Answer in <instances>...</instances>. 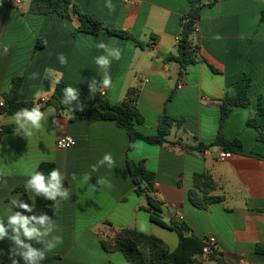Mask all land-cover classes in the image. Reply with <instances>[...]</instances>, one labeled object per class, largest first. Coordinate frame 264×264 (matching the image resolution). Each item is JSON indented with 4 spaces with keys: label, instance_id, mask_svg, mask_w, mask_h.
I'll return each mask as SVG.
<instances>
[{
    "label": "crops",
    "instance_id": "obj_1",
    "mask_svg": "<svg viewBox=\"0 0 264 264\" xmlns=\"http://www.w3.org/2000/svg\"><path fill=\"white\" fill-rule=\"evenodd\" d=\"M20 1L13 6L0 3V100H5L15 78H22L19 101L39 103L34 99L37 91L49 100L54 92L50 90L57 83L46 69L62 73V81L93 98L89 82L95 78L99 84L105 71L95 62L106 54L96 46L103 42L121 52L119 60L110 58L107 69L112 86L101 89L110 101L119 103L129 88L139 87L138 109L145 118V124L138 127L141 133L155 135L158 119L165 113L182 119L185 128L184 134L173 131L169 145L137 141L128 151L129 135L115 122L71 120L42 104L41 111L52 112L32 137L15 132L4 135L0 139V219L6 222L10 200L18 197L29 204L35 202L34 212L26 215L45 213L46 199L25 187L28 173L41 164H54L68 183L70 197L56 202L51 218L56 225L52 235L61 236L63 242L46 252L40 264H130L120 253L104 251L99 234L105 223L138 230L141 213L149 224L142 233L162 239L171 251L176 249L178 235L150 220L145 196L135 191L128 160L145 162L155 174L156 192L150 196L164 203L165 221L183 220L200 240L215 236L216 253L227 264H264V255L256 253L257 245L264 243V161L240 154L221 160L220 147L203 155L185 150V146L216 139L221 101L233 83L246 75L252 79L249 95L253 105L233 109L224 126V137L240 140L246 153H264L257 131L247 126L256 115L259 99L264 106V0H207L192 36L199 58L185 71L167 60L177 55L181 20L191 9L188 0H111L115 6L111 12L104 6L106 0H75L83 13L108 28L128 32L140 44L103 32H79L77 16L66 19L57 14H31L30 0ZM217 35L221 39H215ZM60 54L67 59L64 65L58 59ZM12 117L0 116V129L15 125ZM63 136L73 137L77 145L59 150L56 142ZM177 139L183 146L175 144ZM105 153H111L115 160L111 169L98 165ZM93 165L98 166L96 171ZM201 173L213 177L218 184L213 194L223 199L206 210L195 207L188 198L194 175ZM86 174L90 177L87 181ZM100 178L111 187L98 185ZM12 247L7 238L0 241V264H12ZM14 258L25 264L20 256ZM212 263L217 264L207 262Z\"/></svg>",
    "mask_w": 264,
    "mask_h": 264
},
{
    "label": "trees",
    "instance_id": "obj_2",
    "mask_svg": "<svg viewBox=\"0 0 264 264\" xmlns=\"http://www.w3.org/2000/svg\"><path fill=\"white\" fill-rule=\"evenodd\" d=\"M191 6L190 12L181 20V32L177 45V55L171 56L167 61L176 62L185 71L188 66L193 65L199 58V47L193 43L192 36L196 30L197 21L200 18L202 7L207 4V0H188ZM0 3L13 6L15 0H0ZM29 13L39 15L57 14L63 18L70 19L77 16L80 27L79 32L93 35L106 33L110 36L118 37L122 40H133L140 44L131 34L122 30L108 28L103 22L83 13L75 0H30ZM22 78H15L12 81L10 92L4 95V105L0 107V116L14 115L22 108L33 107L34 102H21L18 100V92ZM252 79L244 75L225 93L221 101V122L218 135L211 143H199L195 147L185 146L189 153L204 154L214 147H220L222 151L232 154L248 155L264 161V153H246L240 140L229 141L224 137V126L235 107L249 108L253 105L249 95ZM69 86L60 80L56 84L54 92L46 106L54 107L59 115L65 114L71 120L81 119L87 122L113 121L124 129L130 138L128 151H131L137 141H143L153 146H164L172 143L173 131L185 133L184 121L175 119L167 115H162L157 122V133L149 136L138 130L139 126L145 124V118L138 109L140 88L132 87L126 92L125 98L119 103H112L109 95L104 91H97L93 98H89L84 92L78 91L79 100L73 101V105H65L61 101L64 98V89ZM41 104V103H40ZM79 104L83 108L80 111L75 105ZM74 110L72 111V108ZM247 126L257 131V139L264 143V106L259 99L256 106V115L247 121ZM16 125L4 126L0 129V139L7 134L14 133ZM176 145L183 146V141L177 139ZM129 172L135 191L138 195L145 196L147 206L145 210L150 215V220L178 235L179 243L175 250L171 251L168 245L154 235L144 234L133 228H116L111 223L103 224L110 231V234H99L101 246L106 252H116L130 264H207L208 261H215L217 264H227L225 260L218 257L213 249L208 255L203 253L204 243L202 240L191 234V229L183 221L172 219L165 221L163 217L164 203L154 200L150 194L156 192L155 174L148 170L145 162L134 163L127 161ZM55 165L43 163L38 171L47 175ZM68 183L64 180V187ZM218 184L209 173L195 174L193 177V189L189 191V201L197 208L206 210L210 205L220 202L223 199L215 196ZM56 202L46 200L45 213L52 218L55 213ZM256 253L264 255V243L256 247Z\"/></svg>",
    "mask_w": 264,
    "mask_h": 264
},
{
    "label": "clouds",
    "instance_id": "obj_3",
    "mask_svg": "<svg viewBox=\"0 0 264 264\" xmlns=\"http://www.w3.org/2000/svg\"><path fill=\"white\" fill-rule=\"evenodd\" d=\"M105 7L109 11H114L115 6L112 4L111 0H106ZM215 39H221L219 35L214 37ZM99 49L104 50L105 55L98 56L95 59L96 64L104 69L102 76V81L97 82L95 78H92L89 82V91L91 94H95L97 91L102 94L104 91L101 89H108L112 86L111 77L107 71L111 64V59L119 60L121 57V52L118 48H112L109 45L100 42L96 45ZM8 52V46H4V53ZM111 58V59H110ZM58 59L62 65L67 63V59L63 54L58 56ZM50 75L54 76V83H59L63 77L62 73H56L55 70L46 69ZM33 79L36 78V74H33ZM50 91H54L51 89ZM46 97L40 91L34 94L35 100L45 99ZM79 95L77 89L67 86L64 89V98L61 101L65 105H73V101H78ZM3 106V101L0 100V107ZM80 111L83 108L79 104L75 105ZM43 105L40 103H34L33 107L22 108L14 113L11 118L15 125V134H23L26 138H30L34 134V130H39L42 127V121H44L47 116L52 112L51 109L47 111H41ZM74 107L72 108V111ZM247 113H245L246 115ZM56 123V121H53ZM70 144L74 143L71 138H68ZM63 145V141L61 142ZM98 165H107L108 168H113L115 165V160L111 153H105L102 159L98 162ZM93 171L98 169L97 165L92 166ZM29 178L25 182V187L27 190L35 193L36 196H43L46 200L59 202L60 200H68L70 197L69 190L64 187L65 176L59 168H53L47 175L38 170H32L28 173ZM72 179H76V175H72ZM84 179L87 181L90 177L86 174ZM5 185L7 181H4ZM111 187V185L103 178L98 179V185H106ZM92 191L96 190L95 186L89 187ZM14 208H19L23 211H13ZM35 208V202L32 204L20 200V198H12L10 200V207L8 208L9 215H7L6 222L4 219H0V241L4 239L10 240L14 247L10 249V259H12V264H19L14 257L20 256L25 264H40L46 257V252L52 251L58 244L63 242L61 236H53L52 233L56 229L55 221L51 219L46 213L40 215L32 214L26 215L25 213H33ZM138 231L145 232L149 228L147 216L143 213L140 214V219L137 225ZM51 236V239L48 238ZM43 244L44 248H37L33 246V243Z\"/></svg>",
    "mask_w": 264,
    "mask_h": 264
},
{
    "label": "built area",
    "instance_id": "obj_4",
    "mask_svg": "<svg viewBox=\"0 0 264 264\" xmlns=\"http://www.w3.org/2000/svg\"><path fill=\"white\" fill-rule=\"evenodd\" d=\"M214 1H220V0H214ZM15 2L17 3H21L20 0H15ZM3 101V105H4V100ZM48 102L47 99H41L39 101V103L41 104H46ZM68 138H71V141H74V143H71L69 142V139ZM63 141V145L64 146H61V142ZM77 145V141L71 137V136H63V137H60L58 138L57 142H56V147L59 149V150H67V149H70V148H73ZM232 153H229V152H226V151H221L220 154H219V158L221 160H226V159H229L231 157ZM203 243H204V246H203V253L205 255H208L212 252L213 249L216 248V246L218 245V240L215 236H207L205 237L203 240Z\"/></svg>",
    "mask_w": 264,
    "mask_h": 264
},
{
    "label": "rangeland",
    "instance_id": "obj_5",
    "mask_svg": "<svg viewBox=\"0 0 264 264\" xmlns=\"http://www.w3.org/2000/svg\"><path fill=\"white\" fill-rule=\"evenodd\" d=\"M102 234H103V235H108V234H110L109 229H108L107 227H104V228L102 229ZM212 264H215V263H212Z\"/></svg>",
    "mask_w": 264,
    "mask_h": 264
},
{
    "label": "water",
    "instance_id": "obj_6",
    "mask_svg": "<svg viewBox=\"0 0 264 264\" xmlns=\"http://www.w3.org/2000/svg\"><path fill=\"white\" fill-rule=\"evenodd\" d=\"M208 1H210V0H208Z\"/></svg>",
    "mask_w": 264,
    "mask_h": 264
}]
</instances>
